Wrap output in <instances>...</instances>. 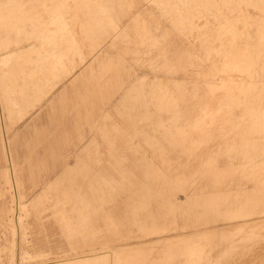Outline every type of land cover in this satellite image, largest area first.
I'll return each mask as SVG.
<instances>
[{
  "label": "rangeland",
  "instance_id": "1",
  "mask_svg": "<svg viewBox=\"0 0 264 264\" xmlns=\"http://www.w3.org/2000/svg\"><path fill=\"white\" fill-rule=\"evenodd\" d=\"M52 64H69L70 73L84 64L112 67L133 83L87 131V146L76 162L68 158L75 165L55 190H43L50 200L32 198L46 185L29 191L21 219L13 195L0 196V264H264V214L241 207L244 214L229 217L221 198L203 190L221 176L224 202L264 196V0H5L0 133L7 168L0 184L12 190L8 140L30 114V82L36 89ZM68 82H45L51 94L31 118ZM65 122L72 135L71 113ZM41 133L37 127L22 136L34 142ZM102 159L117 164L115 181L105 177L110 168L95 173ZM50 201L62 211L45 210ZM113 203L118 222L103 217L102 206ZM93 214L127 232L85 247L90 257L78 263L51 254L68 252L58 219L83 234ZM183 221L197 226L185 231Z\"/></svg>",
  "mask_w": 264,
  "mask_h": 264
},
{
  "label": "crops",
  "instance_id": "2",
  "mask_svg": "<svg viewBox=\"0 0 264 264\" xmlns=\"http://www.w3.org/2000/svg\"><path fill=\"white\" fill-rule=\"evenodd\" d=\"M5 4V0H0V9ZM57 55L63 54V50L57 49ZM71 66L69 64L49 66L47 71L48 75L44 81L37 82L36 89L33 87V82H30L29 103L31 105L30 114L32 108L38 105L43 99L48 98L51 94V90H48V84L45 82L56 78L57 81L68 82L63 89L57 93L56 97L52 99L44 107H40L41 110L37 115L31 118L29 116L22 121L23 124L19 129H15V132L8 140V162L12 166V170L9 172L12 176L13 190L8 186L0 184V196L10 192L13 195L14 207L19 206V212L21 219L25 212V206L27 201L26 193L29 191L36 192L37 186H44V188L32 198L40 203L44 200H50L45 197L43 190H55L57 187V178L61 176L62 172L74 167V164L68 163L69 157H74L75 162L87 145H84L87 131L96 129L97 121L109 112L106 109V105L116 97L118 94L125 92L126 84L129 82L128 72H118L116 68L100 69L95 65L84 64L76 68L70 73ZM67 80V81H66ZM133 83L129 82V86ZM105 87V92H98L99 95H93L91 88ZM76 97V104L70 109L65 105L68 98ZM50 100V98H49ZM56 103H59L56 106ZM35 104V105H34ZM71 113L73 116V134L70 135L68 131V125L65 122V117ZM24 118V117H23ZM37 127L42 128L41 135L37 134L34 142L28 141L27 143L23 139L24 133L29 129ZM115 131L113 132V135ZM109 134V133H108ZM22 138V145H25L24 154H19L17 137ZM110 135V134H109ZM32 143V144H30ZM105 151H108L107 149ZM103 157V155H102ZM111 159V157H110ZM104 163V164H103ZM246 167V166H245ZM244 166L241 168H245ZM6 157H5V144L2 141L0 133V176L5 173ZM110 168L109 173H105V177H110V180H116L117 178V164H107L105 161H100L95 164V173L102 177V169ZM107 170V169H106ZM8 175V174H7ZM16 177H15V176ZM170 183V182H168ZM176 184V182H173ZM227 186L226 180L218 176L206 181L203 190L209 193L210 196L221 198L224 214H228L229 217L234 215L244 214L239 212V208H249L246 215L251 214H264V196L252 195L245 202H235L232 199L224 202L223 193ZM232 192V189L228 190ZM264 193V190L259 191ZM261 194V195H262ZM114 201V200H113ZM16 202V203H15ZM46 209L62 211V204L56 201H50L46 203ZM14 209V208H13ZM103 210V217H107L105 214L110 213L116 219L119 220L118 207L115 203L110 207L105 205L101 208ZM15 210V209H14ZM187 210V206H186ZM17 215V213H16ZM59 216L60 212H59ZM12 217V215H11ZM10 217V219H11ZM40 222V221H39ZM30 223V221H29ZM43 223V222H42ZM57 223L61 225L60 232H62L63 239L69 246L67 251H52L51 254L59 255V258L71 257L84 254V248L95 244H103L111 240H117L118 233H126L127 230L119 229L118 225L111 226L109 222L104 220L102 223L99 217L95 214L92 215L91 220L87 222V227L83 226L80 222V226H83L82 233L72 232L71 224L73 222H67L58 219ZM25 224V223H24ZM23 224V225H24ZM40 223L37 227L39 228ZM196 227L197 224H189L185 221L181 222L180 227L189 230L191 227ZM25 227L26 233L29 235L30 231L27 226ZM39 230H43L39 228ZM45 231V229L43 230ZM47 231V230H46ZM90 234H93L92 236ZM28 241H30L28 237ZM71 251V252H70ZM45 256V255H44ZM58 260L51 262L50 264H56Z\"/></svg>",
  "mask_w": 264,
  "mask_h": 264
},
{
  "label": "bare ground",
  "instance_id": "3",
  "mask_svg": "<svg viewBox=\"0 0 264 264\" xmlns=\"http://www.w3.org/2000/svg\"><path fill=\"white\" fill-rule=\"evenodd\" d=\"M137 2V1H136ZM137 4V3H136ZM139 4V3H138ZM133 5V4H132ZM137 6V5H136ZM136 23V22H135ZM263 36V35H262ZM231 73V72H230ZM213 231V230H212ZM178 237V236H177ZM176 237V238H177ZM175 238V237H174ZM172 239V238H171ZM19 240V239H18ZM155 242V241H154ZM19 243H20V241H19ZM147 244V243H146ZM170 244V243H169ZM175 244V243H174ZM153 245V244H152ZM133 247V246H132ZM131 248V247H130ZM151 248V247H150ZM110 249V248H109ZM121 250V249H120ZM95 256V255H94ZM93 256V257H94ZM97 256V255H96ZM90 257V255H85V254H82V255H74V256H71L70 257V260L71 261H73V262H75V263H78V262H80L82 259H84V260H87L88 258ZM98 257V256H97ZM95 258V257H94ZM68 260V259H67ZM58 262V261H57ZM62 262V261H61ZM59 263V262H58ZM24 264V263H23ZM50 264V263H49Z\"/></svg>",
  "mask_w": 264,
  "mask_h": 264
}]
</instances>
